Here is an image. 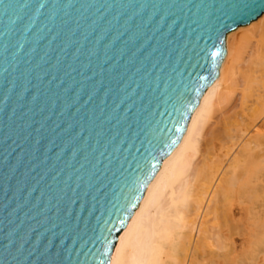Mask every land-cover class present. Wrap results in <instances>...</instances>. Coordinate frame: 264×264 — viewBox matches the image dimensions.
Returning a JSON list of instances; mask_svg holds the SVG:
<instances>
[{"label":"water","instance_id":"1","mask_svg":"<svg viewBox=\"0 0 264 264\" xmlns=\"http://www.w3.org/2000/svg\"><path fill=\"white\" fill-rule=\"evenodd\" d=\"M264 0H0V264H108Z\"/></svg>","mask_w":264,"mask_h":264},{"label":"bare ground","instance_id":"2","mask_svg":"<svg viewBox=\"0 0 264 264\" xmlns=\"http://www.w3.org/2000/svg\"><path fill=\"white\" fill-rule=\"evenodd\" d=\"M225 48L108 264H264V12Z\"/></svg>","mask_w":264,"mask_h":264}]
</instances>
